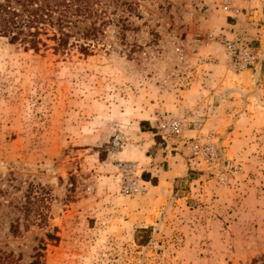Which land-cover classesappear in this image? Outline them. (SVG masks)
<instances>
[{
  "label": "rangeland",
  "instance_id": "1",
  "mask_svg": "<svg viewBox=\"0 0 264 264\" xmlns=\"http://www.w3.org/2000/svg\"><path fill=\"white\" fill-rule=\"evenodd\" d=\"M128 1L108 4L115 21L90 55L0 36V264H264V0H235L237 14L227 0ZM223 12L258 28L261 70H231L208 39L228 28ZM194 76L204 112L160 110L186 119L185 136L166 142L160 111L139 125L156 94ZM141 129L186 150L193 173L158 184ZM209 142L214 165L192 147Z\"/></svg>",
  "mask_w": 264,
  "mask_h": 264
},
{
  "label": "trees",
  "instance_id": "2",
  "mask_svg": "<svg viewBox=\"0 0 264 264\" xmlns=\"http://www.w3.org/2000/svg\"><path fill=\"white\" fill-rule=\"evenodd\" d=\"M111 2L132 7L128 0H0V36L35 52L53 48L57 54H65L77 48L80 53L90 55L106 27L115 21L108 8ZM120 20L123 22L121 31L129 30L125 20L122 17ZM230 23L236 24L235 19ZM49 41L54 42L53 46L49 47ZM140 124L148 129L147 121ZM192 171L190 168L188 174ZM28 202L31 205L30 196ZM30 205L26 206L29 219L32 216ZM10 229L14 234L20 231L17 224H12ZM48 237L58 239L53 234ZM33 264L41 262L35 260Z\"/></svg>",
  "mask_w": 264,
  "mask_h": 264
},
{
  "label": "crops",
  "instance_id": "3",
  "mask_svg": "<svg viewBox=\"0 0 264 264\" xmlns=\"http://www.w3.org/2000/svg\"><path fill=\"white\" fill-rule=\"evenodd\" d=\"M223 13L224 14L221 16V20L217 25H221L222 27L226 25L225 27L228 28H225L224 32L227 33L229 37L239 35L249 38V34H256L254 31L255 29L258 30V28H254L253 26H251V24H248L251 28H246L245 26L244 28H236L238 24H231L229 22L230 13ZM243 29H246V31H244ZM255 44L254 46L259 49L260 53H262V45ZM260 57L261 63L259 69L261 70L263 66V56L260 55ZM200 87H202V85L199 81V78L197 76H194L189 79L184 88L180 87L178 91H173V93H163L159 95L156 94V96L153 98L155 100L149 101L153 110L148 112V116L146 118H141V121H150L152 117L156 116L155 111H165L167 109H169L172 113L177 114L179 112L182 115L187 114V116L190 113L189 111L192 109L193 111H195V113H190V118L197 117L196 113L201 114L203 110H198V107L204 100L203 97L205 90L204 87H202V90ZM169 95H171V97ZM152 114L154 116H152ZM141 133L144 137V143L142 144L143 152L140 154L139 160L140 162H143V167L149 173H151V177H156L158 184L162 181H169L171 182V184H173L176 180H179L180 178L188 175L190 169L188 162L191 161L192 158L184 157L185 155H187L186 150H180L181 148L179 146L170 148L169 144L165 145L164 142L160 140L156 131H143L141 129ZM188 134H190V136H196L197 134H199V130L189 129ZM166 142H168V140ZM176 149H179L180 151L176 152ZM127 155H131V153ZM127 157L129 158V156ZM162 177H164V179Z\"/></svg>",
  "mask_w": 264,
  "mask_h": 264
},
{
  "label": "built area",
  "instance_id": "4",
  "mask_svg": "<svg viewBox=\"0 0 264 264\" xmlns=\"http://www.w3.org/2000/svg\"><path fill=\"white\" fill-rule=\"evenodd\" d=\"M227 7L234 13H239L240 8L235 3V0H227ZM208 39L219 42L223 47L226 63L233 71L257 70L261 63V53L257 47L254 46L252 40L243 36L229 37L227 33L221 31L219 33L210 32ZM201 41V39H199ZM158 125L162 137L167 140L176 142L181 137L185 136L186 119L183 117H171L160 111L157 115ZM194 151L209 164L219 163L221 160V153L217 147L212 143H206L202 147L199 144H193ZM137 165L133 162H125L123 170L125 172H135ZM133 188H137V180L131 183Z\"/></svg>",
  "mask_w": 264,
  "mask_h": 264
}]
</instances>
